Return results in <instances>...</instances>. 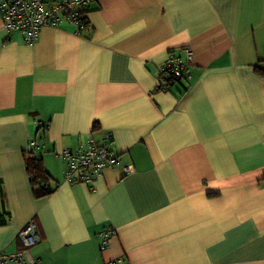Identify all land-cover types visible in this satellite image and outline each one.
<instances>
[{
	"label": "crops",
	"instance_id": "crops-1",
	"mask_svg": "<svg viewBox=\"0 0 264 264\" xmlns=\"http://www.w3.org/2000/svg\"><path fill=\"white\" fill-rule=\"evenodd\" d=\"M89 8L80 34L64 20L32 45L0 16V252L33 220L38 264H264V0ZM185 47L190 78L157 89ZM105 132L119 166L65 182L55 153ZM33 137L47 194L27 170Z\"/></svg>",
	"mask_w": 264,
	"mask_h": 264
},
{
	"label": "built area",
	"instance_id": "built-area-1",
	"mask_svg": "<svg viewBox=\"0 0 264 264\" xmlns=\"http://www.w3.org/2000/svg\"><path fill=\"white\" fill-rule=\"evenodd\" d=\"M91 1L93 0H0V16L8 34L20 33L23 41L32 45L38 41L43 27H56L64 20L73 23L76 26L75 32L80 34L85 28L84 22L88 15L86 8ZM182 53L184 57L173 51L168 53L159 69L157 89L167 91L173 84L190 78L189 64L192 51L189 47H185ZM41 124L42 127L46 126L45 123ZM111 139L110 133L105 132L100 140L89 137L74 149L66 148L56 152L55 155L66 163L64 181L70 184L83 183L92 188L94 180L105 168L119 166L120 155L111 148ZM44 147V142L39 143L38 139L33 137L25 149L27 155L40 159ZM123 172L125 174L131 172V167L124 166ZM42 188L47 192L46 184H43ZM115 232L111 225L101 230L100 250H105L109 246ZM18 238L22 244L21 249L12 253L0 252V264H38V260L27 256L28 249L36 245L40 239L33 220H29L21 228ZM115 264L129 263L124 260Z\"/></svg>",
	"mask_w": 264,
	"mask_h": 264
},
{
	"label": "trees",
	"instance_id": "trees-1",
	"mask_svg": "<svg viewBox=\"0 0 264 264\" xmlns=\"http://www.w3.org/2000/svg\"><path fill=\"white\" fill-rule=\"evenodd\" d=\"M86 11L87 12L90 11L89 6L86 8ZM84 26H85V28H84V30H85L86 27L88 26V21L87 20H85ZM26 164H27V170H28V173H29V176H30L32 184H36V183L37 184L38 183L39 184H41V183L44 184V181H46V172H45L44 168L42 167L40 159L34 158V156H31V155H27ZM41 186H42V184L40 185V187ZM41 192L43 194H47L48 193V189H47V192H44V189L41 187Z\"/></svg>",
	"mask_w": 264,
	"mask_h": 264
}]
</instances>
